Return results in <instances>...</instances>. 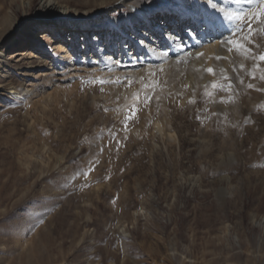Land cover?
I'll return each instance as SVG.
<instances>
[{
	"label": "rangeland",
	"instance_id": "rangeland-1",
	"mask_svg": "<svg viewBox=\"0 0 264 264\" xmlns=\"http://www.w3.org/2000/svg\"><path fill=\"white\" fill-rule=\"evenodd\" d=\"M43 1L0 0V264H264V26L253 22L255 43L244 40L251 55L227 45L225 92L211 87L221 77L199 81L188 68L191 53L205 58L222 40L173 42L191 32L190 15L161 27L173 35L162 45L153 24L133 25L112 0H55L70 16L41 26ZM212 13L233 39L237 26ZM112 16L127 23L105 26ZM145 93L125 131L124 106Z\"/></svg>",
	"mask_w": 264,
	"mask_h": 264
},
{
	"label": "bare ground",
	"instance_id": "bare-ground-1",
	"mask_svg": "<svg viewBox=\"0 0 264 264\" xmlns=\"http://www.w3.org/2000/svg\"><path fill=\"white\" fill-rule=\"evenodd\" d=\"M112 5L114 6H123L125 7L130 14L129 20L126 19L123 20V22L117 23L115 21V16L108 17L102 20L104 22L105 26L115 27L119 28L125 25V22L127 23V20L132 23L133 25H142L146 28H149L150 30L153 29V24L155 26V29L153 31L156 35L159 36V39L161 41V44L164 45L167 43V41L170 43V40H173V35H171L169 32L166 33V35H163L162 32L164 31L161 29V27L167 28V30L171 29V19L173 16L178 15L179 20H176V23H182L186 21L187 16L190 15L191 23H190V31L184 32L185 34H178V40H174L173 42L176 44H184L187 43L186 38H195L197 35H199V40L201 42H205L207 40H225L226 37H224L223 32V25L218 20V18L212 17L213 9L216 11H219L217 7H212L208 10V12H204L205 9L199 8V4L192 3L191 6H188L189 8H183L177 0H165L164 3L159 6V8L154 9H147L143 10L141 7V1L140 0H112ZM187 7V6H186ZM39 19L37 23L44 25L47 23V21H56L59 19L67 18L70 16V9L66 6H63L56 2L55 0H45L40 4L39 7ZM116 12L115 14H117ZM84 15L88 16L90 13L86 12L83 13ZM206 17V18H204ZM158 18V21L156 20ZM173 21V20H172ZM171 26V27H170ZM204 26V28H202ZM94 29H99V25H95ZM15 30V26L11 29V32ZM225 32V31H224ZM35 39V37H34ZM160 44V43H159ZM146 46V45H145ZM139 48V47H138ZM227 48V45L221 44L218 41L215 42L213 46H210L205 49L206 57L208 58L210 55V59L213 63V69L216 71V75L218 77H221V70H223V75L225 74V70L222 68L221 64V58L223 56V53L225 52ZM121 52V51H120ZM139 49H136L133 52H126V56H134L138 54ZM142 53V51L140 50ZM203 52V51H202ZM125 53V52H124ZM198 53V52H197ZM196 52L191 53V59H188L189 64V70L192 72V75L195 74V77L200 81L202 79H206L208 76V73L205 71V68L201 67L202 60L205 58L202 56L198 57ZM29 50L16 52L11 58L14 59L16 62L22 61L24 58H28ZM219 57L220 59H217ZM19 58V59H18ZM21 58V59H20ZM206 58V59H207ZM23 62V61H22ZM187 64V66H188Z\"/></svg>",
	"mask_w": 264,
	"mask_h": 264
},
{
	"label": "snow or ice",
	"instance_id": "snow-or-ice-1",
	"mask_svg": "<svg viewBox=\"0 0 264 264\" xmlns=\"http://www.w3.org/2000/svg\"><path fill=\"white\" fill-rule=\"evenodd\" d=\"M239 2V0H237ZM245 2L250 5L249 8L245 9L244 11L240 12H234L231 10H227L225 8H220L219 11L222 14L223 18L225 21H227L229 24L236 25L237 27L233 30V39H228V40H222L220 41L221 44L224 45H232L240 54H248L251 55V49L247 47L246 43L244 40H247L249 43H255L251 39V34L256 31V29H253V22H256L257 24L264 26V0H245ZM247 31L250 35L249 37H243V33ZM232 48H229V51H231ZM255 59V57H252ZM217 59H220L217 57ZM260 61H264V55L259 56ZM118 63V62H117ZM258 67V65H256ZM243 68V65L240 66ZM162 70V68H161ZM209 74L216 75V71L213 68H207L205 70ZM154 75V74H153ZM252 78H255V72L251 73ZM128 81V84H131L132 81L129 78H125ZM221 79L223 81H227L228 83H213L211 85L212 89L214 90H220V91H225V92H230L233 84L229 80V77L227 75H223V70H221ZM239 79V77H238ZM260 79L264 80V75L260 76ZM239 82L243 84V80L240 79ZM90 84H100L101 86L105 84H121L123 81L120 80H105V79H93L88 81ZM158 82H149L144 85L145 88H151L153 92L155 91V86ZM248 88H253L252 84L247 85ZM103 91V87L100 89ZM206 95L211 96L213 93L211 92H206ZM119 99V98H117ZM151 99V96L147 93H145L143 101L140 100L139 94L133 97L134 102L131 103L130 105L124 106V111L126 113L124 120L122 121L124 125V130H128V122L135 119L137 115V111L139 110L137 108V103H147ZM231 99V97H229ZM189 103H195L194 100H190ZM103 111L107 112L109 109L104 108ZM119 111V108L117 109ZM199 119V117H198ZM103 136H98L97 140L102 139ZM111 139H115V133L111 134ZM101 152H103V148L100 149ZM82 175H87V172L81 173ZM32 205H29L31 207ZM25 212H27V209H25ZM43 219V217H41Z\"/></svg>",
	"mask_w": 264,
	"mask_h": 264
}]
</instances>
